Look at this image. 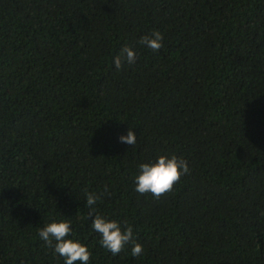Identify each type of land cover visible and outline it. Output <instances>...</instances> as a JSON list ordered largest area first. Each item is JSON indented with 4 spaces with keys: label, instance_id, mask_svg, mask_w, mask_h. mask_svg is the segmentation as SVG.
Wrapping results in <instances>:
<instances>
[{
    "label": "trees",
    "instance_id": "trees-1",
    "mask_svg": "<svg viewBox=\"0 0 264 264\" xmlns=\"http://www.w3.org/2000/svg\"><path fill=\"white\" fill-rule=\"evenodd\" d=\"M161 155L189 174L138 193ZM97 214L142 254L102 247ZM54 220L88 264H264V0H0V264H64Z\"/></svg>",
    "mask_w": 264,
    "mask_h": 264
},
{
    "label": "clouds",
    "instance_id": "clouds-1",
    "mask_svg": "<svg viewBox=\"0 0 264 264\" xmlns=\"http://www.w3.org/2000/svg\"><path fill=\"white\" fill-rule=\"evenodd\" d=\"M163 34L154 30L150 34L142 36L139 43L147 48L159 51L163 47ZM132 65L136 62V52L129 46H125L119 55L114 58L117 69L123 67L124 63ZM136 133L131 128L126 136H121L122 143L134 145ZM140 174L136 177V191L140 194L151 193L157 199L173 190L183 175L189 174L188 162L183 158L172 155L170 158L161 155L158 161L144 163L140 166ZM86 206L92 209L89 216L95 211V205L99 199L98 194L88 192L85 189ZM92 229L100 234V244L111 252L113 256L118 255L125 249L131 247V255L139 257L143 252V246L134 236L131 225L122 227L116 220H110L102 215H95L92 221ZM39 237L45 241L49 248L64 257V264H88L91 252L87 246L80 241L71 239L72 234L70 221H53L39 230Z\"/></svg>",
    "mask_w": 264,
    "mask_h": 264
}]
</instances>
